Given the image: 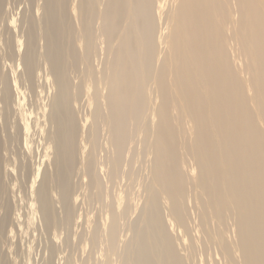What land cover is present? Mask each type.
<instances>
[{
  "label": "bare ground",
  "instance_id": "1",
  "mask_svg": "<svg viewBox=\"0 0 264 264\" xmlns=\"http://www.w3.org/2000/svg\"><path fill=\"white\" fill-rule=\"evenodd\" d=\"M29 1L23 51L16 36L6 43L20 63L12 77L0 67V117L46 67L55 93L54 171L36 191L44 228L72 235L79 167L100 212L75 235L90 247L86 264H264V0ZM10 3L0 0L2 36L13 31Z\"/></svg>",
  "mask_w": 264,
  "mask_h": 264
},
{
  "label": "rangeland",
  "instance_id": "2",
  "mask_svg": "<svg viewBox=\"0 0 264 264\" xmlns=\"http://www.w3.org/2000/svg\"><path fill=\"white\" fill-rule=\"evenodd\" d=\"M39 3L41 4L42 1L39 0ZM10 4L11 10L8 11L6 19L9 20V28H12L13 31L5 29L6 31L8 30L7 33L4 30L5 33L4 31L2 32L3 36L2 34L0 35V49L2 50V52L0 50V54L3 53L0 55V58H2L0 59V67L4 66L1 73H7L12 77L13 72L11 67L18 68L17 66L20 62L15 63L14 60H9L10 52L6 43L9 42L10 38L12 39L16 36L14 39L16 40V50L23 51L25 36L19 31V26L22 20L30 15L31 5L29 0H11ZM171 9V3L167 2L164 5V10L168 12ZM25 30L26 26H24ZM9 31L10 34L8 35ZM38 50L41 51L40 49ZM43 68L44 70L37 76L34 90L26 83L25 79L23 80L24 84L22 88H18L14 94L15 97L9 107L11 111L8 109L5 122L2 121L3 118L1 120L2 113L0 111V120L2 121L0 122V135L4 144L1 149L3 151H0V155L3 153L0 157V161L2 162L0 170L2 172V181L8 192L7 197L5 196V202L9 205V221L3 234L0 235V264H86V261L89 262V259H87L90 253L88 242L80 240V237L77 239L75 235L81 236L83 229L87 231L92 226L93 221L98 216L99 206L89 202V190L82 187V183L79 181V167L76 168L73 174L74 181L78 183L75 197L79 201L75 208L77 219L72 235L59 228L56 231L51 230L52 232H48L43 226L38 210L36 191L42 181L44 172L47 171L51 175L54 171L52 165L54 153L49 146L47 135L53 131L48 123V117L51 114L50 105L55 90L52 88L51 76L48 69L46 67ZM13 71L15 72L13 80L17 81L16 74L19 75L21 71H18V73L16 69H13ZM79 108L82 116L85 115V112L86 114L90 112L89 102L86 99H84V102H80ZM10 122L14 128L10 126ZM6 128H10L7 130H12V134L6 132ZM18 130L21 132H18ZM150 166L151 164L146 162L142 167L146 178L149 177ZM51 197L53 207L57 215H59L58 218L61 220L63 206L60 199V189L55 181L51 182ZM4 214L5 211L1 209L0 215L3 216ZM137 215L134 214V218ZM79 216H82V218H79ZM55 232H58V235L54 238ZM70 235L71 243L70 241L69 243H65ZM130 238L131 235L127 234L126 239ZM53 241H56L59 249L54 254L52 252ZM96 260H101L99 254L96 256ZM90 264L99 263L91 261Z\"/></svg>",
  "mask_w": 264,
  "mask_h": 264
}]
</instances>
